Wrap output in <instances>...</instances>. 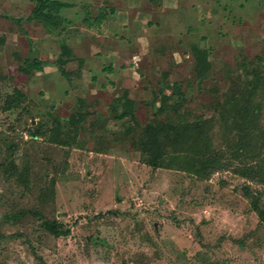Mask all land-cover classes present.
Segmentation results:
<instances>
[{
    "label": "rangeland",
    "instance_id": "374dc122",
    "mask_svg": "<svg viewBox=\"0 0 264 264\" xmlns=\"http://www.w3.org/2000/svg\"><path fill=\"white\" fill-rule=\"evenodd\" d=\"M33 6L0 0V264H264L253 208L257 198L264 209L263 170L242 174L264 158V0L196 2L182 25H160L140 67L120 69L108 90L20 73L26 56L53 61L61 37L88 52L79 23L47 35L9 18ZM200 48L206 67L196 66ZM175 82L180 97L159 110ZM15 87L27 99L6 111ZM126 93L137 121L119 117L126 107L114 99ZM153 134L157 166L141 143Z\"/></svg>",
    "mask_w": 264,
    "mask_h": 264
},
{
    "label": "crops",
    "instance_id": "0c3cea01",
    "mask_svg": "<svg viewBox=\"0 0 264 264\" xmlns=\"http://www.w3.org/2000/svg\"><path fill=\"white\" fill-rule=\"evenodd\" d=\"M60 1L68 3V6L61 11V15L67 20L66 24L74 26L79 23L80 26L86 27V30L81 29V34L85 35L88 40V43H86L88 45V52L86 50L82 52L75 48V45L70 44L75 58L66 65V69L69 72H75V74L68 80L73 86L79 83H86L88 85L89 82H93L96 84V87L108 90L109 84H113L116 80V74L120 69L140 67L138 62L142 60L143 55L149 50L152 35L157 32V29L161 27L160 25L177 27L182 23L181 21L184 18L190 15V10L200 0ZM212 9H214L213 6ZM67 30L62 32L65 34ZM120 30H127V37L121 38L122 40L119 39L121 37ZM128 32L131 35H128ZM52 33L47 31V35ZM77 36L79 35L73 36L72 39ZM130 36H132L133 42L130 41ZM117 39L118 41H116ZM47 40L49 39L46 38L43 42ZM61 40L62 37L59 39L60 44L63 41L69 43L67 41L68 38L67 40ZM121 41H125L127 46L121 45ZM134 42L137 45L133 51L131 46ZM114 43L118 44L115 45ZM60 52L61 50L57 52L56 58ZM36 56L39 59L47 61V64L44 66L43 71H35L34 73L44 74L48 78L55 77V72H59L55 64L56 58L51 61L49 58L43 59L37 54ZM132 56H135L134 63H131L133 64L132 68L128 67L129 65L125 66L124 63H121L123 60L132 58ZM80 60L83 62L80 63ZM80 66L81 71L79 74L78 69H80ZM47 72H50V74ZM78 75H81L83 78H77ZM22 89L24 90V88Z\"/></svg>",
    "mask_w": 264,
    "mask_h": 264
},
{
    "label": "trees",
    "instance_id": "16d2710c",
    "mask_svg": "<svg viewBox=\"0 0 264 264\" xmlns=\"http://www.w3.org/2000/svg\"><path fill=\"white\" fill-rule=\"evenodd\" d=\"M68 6L67 2H63L60 0H34V6L30 12L29 15L25 17H16V16H7L11 19H14L16 22L21 23L23 19H26L28 22H38L41 23L44 28L47 31L54 32L56 30L59 31H64L66 29L65 24L67 20L61 15V11ZM6 42L5 37H0V45H4ZM60 54L55 60V64L57 65L60 74L66 78L69 79L75 72H69L66 69V65L70 62L73 61L75 56L73 49L71 45L63 41L60 44ZM18 53V52H17ZM194 56L196 58V66H201V67H206L209 65V61L207 59L208 56V51L205 49H197L194 53ZM83 61L80 60V63ZM47 64V61L39 59L36 55H29L26 56L25 59H23L22 64L19 66V71L23 75L30 76L32 75L35 71L41 72L44 70V66ZM78 73L80 74L81 71V66L80 69H78ZM111 70V69H110ZM181 95V85L178 82L174 83V86L172 88V93L168 94L165 91L160 92V107L159 110H162L163 108L166 107L167 103L170 101L171 98L173 97H180ZM27 99V92L21 89L20 87H15L12 92L8 93L7 100L5 102L4 109L6 111H11L14 110L15 108H18L19 105H22ZM116 104L118 106L121 105V107H126V109H123L121 113L119 114V117L121 118L122 121H124L127 117H130L132 121H137V118L135 116L134 108L136 105V101L132 98L129 97L128 93L122 95L121 97H116L114 99ZM82 117L85 116L86 112L82 111ZM58 123H61L58 118L53 119V126L51 127L52 129L60 128V125ZM67 125V123H66ZM64 124V126H66ZM149 133V129L146 128L143 135L145 136ZM41 131L40 128H38L37 131L33 132L32 136L34 138L40 136ZM244 138L247 137L245 133L243 134ZM152 140H142L141 143L144 144L143 151L144 153H148L151 150H156L157 153L159 151V139L158 135H152ZM151 149V150H150ZM242 149H238L237 154H243L241 153ZM162 151H160L156 155H149L150 156V165L157 166V160L161 157ZM209 162H213L212 157H208ZM217 164H220V161H216ZM259 165L255 167H249L248 165H245V167L242 169L244 175L251 176L254 174L257 170H263V173L258 176L261 178V182L264 184V158L261 157L259 161ZM261 195H264L263 193H259V197ZM253 208L257 210L264 221V209L260 208L259 201L257 198H253ZM47 227L50 230H53V227L50 224H46ZM57 234H61L59 231L54 230ZM69 231H66L68 233Z\"/></svg>",
    "mask_w": 264,
    "mask_h": 264
}]
</instances>
